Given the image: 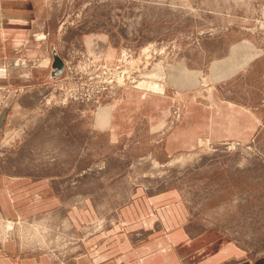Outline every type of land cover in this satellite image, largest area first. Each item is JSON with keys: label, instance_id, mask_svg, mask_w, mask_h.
Listing matches in <instances>:
<instances>
[{"label": "rangeland", "instance_id": "1", "mask_svg": "<svg viewBox=\"0 0 264 264\" xmlns=\"http://www.w3.org/2000/svg\"><path fill=\"white\" fill-rule=\"evenodd\" d=\"M2 15L0 264H264V0Z\"/></svg>", "mask_w": 264, "mask_h": 264}, {"label": "crops", "instance_id": "2", "mask_svg": "<svg viewBox=\"0 0 264 264\" xmlns=\"http://www.w3.org/2000/svg\"><path fill=\"white\" fill-rule=\"evenodd\" d=\"M12 17L11 16H9V15H2L1 17H0V27H1V29H0V32H1V36H0V38H1V40L3 41V45L0 47L1 49H0V58H1V56H6V53H4V55H2L1 53L2 52H4V51H7V54H8V52H9V50L11 49V48H9V47H11V39H10V37H9V34H8V30H9V21H12V22H15V21H20V19H18V20H12L11 19ZM18 18V17H17ZM30 29V28H29ZM19 30L21 31V32H24V33H26L25 35H29V33H30V30H23L22 28H19ZM23 37H26V36H23ZM17 39H18V41H15V42H13V43H15L16 45V48H15V51H14V53L15 54H17L18 56H19V54L20 55H22L20 52H22V47L24 48L25 47V50H26V47L28 46V37L27 38H22V37H17ZM20 42V43H19ZM21 49V50H20ZM34 55L35 54H31L30 56H31V60H32V58L34 57ZM30 59L28 60V61H30ZM1 60H4V61H6V60H9L7 57H3V58H1L0 59V62H1ZM27 61V62H28ZM28 64V63H27ZM185 80H187V79H182V80H177V81H185ZM112 113H113V111H112ZM232 119H233V122H235V120H238L237 119V117L235 116V117H232ZM227 125H229V124H227ZM224 126H226V124H224ZM188 250H190V249H186L185 251H188ZM234 251H236V250H234ZM233 251V252H234ZM198 255H200V254H198ZM197 255V256H198ZM196 256V257H197ZM195 257H193V258H191V259H187L185 262H186V264H188V263H190V261H192V260H195L194 259ZM207 264H210V263H207Z\"/></svg>", "mask_w": 264, "mask_h": 264}, {"label": "water", "instance_id": "3", "mask_svg": "<svg viewBox=\"0 0 264 264\" xmlns=\"http://www.w3.org/2000/svg\"><path fill=\"white\" fill-rule=\"evenodd\" d=\"M55 60L56 63L54 64V67H57L59 70L58 72H61V70L63 69V62L58 58H56Z\"/></svg>", "mask_w": 264, "mask_h": 264}]
</instances>
